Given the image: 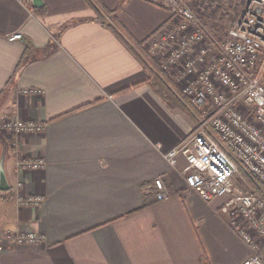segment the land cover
I'll use <instances>...</instances> for the list:
<instances>
[{
	"label": "crops",
	"instance_id": "crops-1",
	"mask_svg": "<svg viewBox=\"0 0 264 264\" xmlns=\"http://www.w3.org/2000/svg\"><path fill=\"white\" fill-rule=\"evenodd\" d=\"M187 1L215 38L244 3ZM94 2L99 12L88 0H0V157L5 144L12 186L0 189V264H246L229 217L187 188L185 157L166 158L196 124L147 60L160 62L155 37L172 14L149 0ZM16 31L22 41L9 39ZM6 119L45 127L10 133ZM28 158L45 165L18 168ZM158 178L173 191L166 200ZM16 192L43 203L19 204ZM30 231L38 245L9 238Z\"/></svg>",
	"mask_w": 264,
	"mask_h": 264
},
{
	"label": "built area",
	"instance_id": "built-area-1",
	"mask_svg": "<svg viewBox=\"0 0 264 264\" xmlns=\"http://www.w3.org/2000/svg\"><path fill=\"white\" fill-rule=\"evenodd\" d=\"M29 1V0H25ZM175 19L162 27L153 48L157 57L166 52L163 71L190 78L183 87V101L197 118L192 132L166 154L175 165L186 159L183 173L187 188L208 205L228 199L217 209L229 217L228 225L249 248L246 264H264V0H246L234 27L223 39L211 37L209 27L187 0H149ZM189 29V31H185ZM11 41L24 35L9 34ZM31 91V90H25ZM32 93V91H31ZM4 128L15 134L41 132L44 123L5 120ZM42 159H21L18 168L38 170ZM250 183V186H249ZM158 199L173 195L162 178L155 181ZM247 185V191H240ZM19 204L39 206L41 195L22 196ZM19 245H34L42 236L34 231L9 235Z\"/></svg>",
	"mask_w": 264,
	"mask_h": 264
},
{
	"label": "rangeland",
	"instance_id": "rangeland-1",
	"mask_svg": "<svg viewBox=\"0 0 264 264\" xmlns=\"http://www.w3.org/2000/svg\"><path fill=\"white\" fill-rule=\"evenodd\" d=\"M245 2H246V0H244V3H243V5L240 7H238L237 9H235L233 12H232V16L231 17H227V18H223L222 19V25H223V28H227V30H226V32L223 34V35H218V37L217 38H219V39H223L224 37H225V35L234 27V25H235V22L237 21V19L239 18V15L241 14V12H242V9L244 8V5H245ZM163 8V7H162ZM193 9H194V12L198 15V17L201 19V22L203 23H205V24H207L208 25V27H209V30H210V32H211V27H210V24H208L209 22H208V18H207V16H206V14H204V13H201L200 14V12L198 13V12H196V10H195V8L194 7H192ZM219 8V7H218ZM163 9H165V8H163ZM166 10V9H165ZM166 11H168V12H170L169 10H166ZM219 12V11H218ZM218 12L216 13L217 15V17H218ZM168 27H174L175 26V19H174V17L172 16V20H171V22L169 23V25H167ZM185 31H189V29H187V30H185ZM160 36H157L156 35V37H155V39H156V41L157 40H159L158 38H159ZM214 37V36H213ZM152 52H155V48H153V51ZM165 54H166V52H163V53H161V54H159V56L158 57H165ZM159 59V58H158ZM147 60L149 61V62H151L150 60H149V58H147ZM155 60V59H154ZM159 60H161V59H159ZM166 60L167 59H164V58H162V60H161V63L162 62H166ZM152 63V62H151ZM160 62H158L157 60H155V62H154V67L156 68V71L157 70H162L163 69V67H162V64H161ZM158 65L160 66L159 68H157L158 67ZM180 71V68H179V65H178V67L176 68V72H175V75L173 76L172 75V72H171V69L168 71V72H165L164 71V73H165V77H169L170 76V78L174 81V83H175V86L176 87H174V89H175V91H177V92H179L181 95H183L182 94V88L183 87H186L189 83H188V80L190 79V78H187V77H183V76H181V73L179 72ZM159 72V71H158ZM164 77V78H165ZM165 80L167 81V79L165 78ZM263 82H264V79H263ZM7 120V119H6ZM9 120V119H8ZM7 120V121H8ZM13 120V119H12ZM195 120H196V124L195 125H197V123H198V120H197V118L195 117ZM5 121V120H4ZM194 125V126H195ZM3 126H4V124H3ZM14 131H10V133H13ZM21 160V159H20ZM249 186H250V183H249ZM249 189V187L247 186V185H244V186H242V189H240V191H242V192H244V191H247ZM226 199H228V196H225V197H222V198H220V199H217V201L214 203V207L215 208H220L221 207V205L226 201ZM219 203V204H218ZM219 205V206H218Z\"/></svg>",
	"mask_w": 264,
	"mask_h": 264
},
{
	"label": "trees",
	"instance_id": "trees-1",
	"mask_svg": "<svg viewBox=\"0 0 264 264\" xmlns=\"http://www.w3.org/2000/svg\"><path fill=\"white\" fill-rule=\"evenodd\" d=\"M90 4H92L96 10L99 12V9L97 8V6L93 3L94 0H88ZM39 12L40 13H46V8H39ZM137 46H142L141 43H138ZM146 55L148 56V53H146ZM150 55V54H149ZM148 58H150V61L153 63L154 65V58L152 56H148ZM160 66L158 65L157 68H159ZM160 74H158L157 76H154L156 79V82L159 83L161 85V89L163 90V93H165V98L173 103L174 105L178 106V107H184V104L182 103V99L180 96H178L175 92V89H173L175 86L174 81L169 77H165V73L162 72V70H158ZM167 79V81L165 80V78Z\"/></svg>",
	"mask_w": 264,
	"mask_h": 264
},
{
	"label": "water",
	"instance_id": "water-1",
	"mask_svg": "<svg viewBox=\"0 0 264 264\" xmlns=\"http://www.w3.org/2000/svg\"><path fill=\"white\" fill-rule=\"evenodd\" d=\"M32 2L35 7H41V5H43V0H32ZM2 146H3V150H2V155L0 157V189L3 192H7L11 190L12 186L11 184H9V180L6 172V166H5L7 146L5 144Z\"/></svg>",
	"mask_w": 264,
	"mask_h": 264
}]
</instances>
